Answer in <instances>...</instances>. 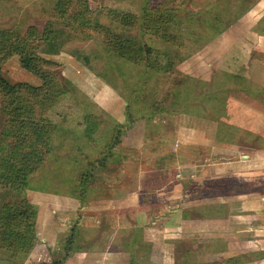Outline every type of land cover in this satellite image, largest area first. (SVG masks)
Returning a JSON list of instances; mask_svg holds the SVG:
<instances>
[{"label": "rangeland", "instance_id": "obj_1", "mask_svg": "<svg viewBox=\"0 0 264 264\" xmlns=\"http://www.w3.org/2000/svg\"><path fill=\"white\" fill-rule=\"evenodd\" d=\"M69 1L68 12L88 7L83 14L90 25L63 18L55 8L58 0H0V30L27 38L34 53L30 69L20 65L18 54L4 58L0 75L11 84L44 86L46 102L38 116L54 125L46 137L49 151L42 149L44 160L27 176L24 189L38 217L34 242L14 254L0 246V264H192L213 248L185 239L187 227L198 222L175 228L176 223L186 213L217 208L184 206L183 191L195 184L190 173L174 183L175 163L185 162L172 153L174 128L182 122L179 113L199 114L203 102L211 117L224 113L227 99L210 107L216 92L224 90L222 76L204 81L185 70H201L200 58L192 54L230 19L234 0ZM107 10L133 15L132 23H118ZM113 34L132 41L142 54L136 60L118 55L110 45ZM167 62L174 63L172 72L164 71ZM4 125L0 100V140L10 150L9 140L1 138ZM232 137L246 143L248 136L236 131ZM192 150L207 157L200 145ZM235 181L206 180V191L231 190ZM17 197L0 186V202ZM121 250L126 254L115 253Z\"/></svg>", "mask_w": 264, "mask_h": 264}, {"label": "crops", "instance_id": "obj_2", "mask_svg": "<svg viewBox=\"0 0 264 264\" xmlns=\"http://www.w3.org/2000/svg\"><path fill=\"white\" fill-rule=\"evenodd\" d=\"M231 11L230 19L209 36L201 52L192 54V58H200L201 70L198 72L193 66L185 70L204 81L216 79L218 74L222 76L224 83L219 82L224 90L216 92L218 96L210 107L216 109L221 98L227 99L223 103L224 113L218 118L211 117L207 111L204 113L209 104L203 102L199 114L179 113L182 122H176L174 128L176 146L172 153L185 159L184 163H175L178 166L174 183L181 184L184 175L190 173L195 184L183 191L184 206L197 210L212 205L217 208L213 213L204 210L199 215L186 213L176 223L175 228L183 221L198 222L191 230L187 227L185 239L193 238L194 245L213 248L200 252L201 259L192 264L229 257L240 258L234 264H264V0H234ZM138 125L145 123L141 121ZM236 131L247 134L246 143L233 139ZM144 141L143 136L141 142ZM198 145L204 148L205 159L193 154L192 149ZM190 148L192 153L182 152ZM199 160L202 162L197 165L195 162ZM227 176L236 180L231 190L215 195L206 191L209 188L206 180H224ZM220 187L224 189L223 184ZM115 253L126 254L122 250ZM246 255L255 257L243 259Z\"/></svg>", "mask_w": 264, "mask_h": 264}, {"label": "trees", "instance_id": "obj_3", "mask_svg": "<svg viewBox=\"0 0 264 264\" xmlns=\"http://www.w3.org/2000/svg\"><path fill=\"white\" fill-rule=\"evenodd\" d=\"M69 4V0H58L56 11L73 23L90 25V19H86L83 14L88 7L82 9L81 6L68 12ZM107 13L122 25L132 23L133 15L129 13L122 14L117 10H107ZM161 18L162 16L157 17V22ZM101 29L107 31L105 28ZM13 35L11 30H0V62L15 53L19 55L20 65L30 69L33 66V47L27 38ZM113 36L110 45L118 55H127L136 60L142 54L140 48L132 47V41L124 39L121 35ZM173 64L167 62L163 67L164 71L170 72ZM149 65L152 69L160 67L158 64ZM43 89L42 85L34 86L21 81L11 84L0 75L1 110L5 117L1 138L11 143L10 150H5L6 145L0 140V186L13 190L18 196L15 200L0 202V246L13 254L24 249L26 245L29 248L35 237L36 209L34 210L32 204L27 201L24 189L27 176L36 171L44 160V152L49 151L46 137L54 126L45 117L38 116L46 102L42 94ZM231 260L233 257L226 258L225 262L234 264L235 261L232 263Z\"/></svg>", "mask_w": 264, "mask_h": 264}]
</instances>
